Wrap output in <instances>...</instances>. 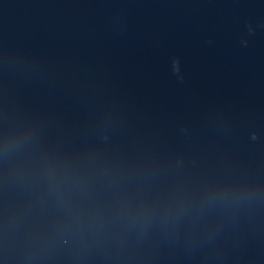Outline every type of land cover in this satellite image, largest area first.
<instances>
[{
  "label": "water",
  "instance_id": "water-1",
  "mask_svg": "<svg viewBox=\"0 0 264 264\" xmlns=\"http://www.w3.org/2000/svg\"><path fill=\"white\" fill-rule=\"evenodd\" d=\"M0 264H264V0H0Z\"/></svg>",
  "mask_w": 264,
  "mask_h": 264
}]
</instances>
